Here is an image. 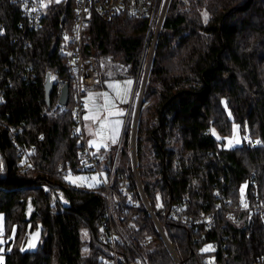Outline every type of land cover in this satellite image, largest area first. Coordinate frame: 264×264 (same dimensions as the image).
I'll use <instances>...</instances> for the list:
<instances>
[{
	"label": "trees",
	"instance_id": "obj_1",
	"mask_svg": "<svg viewBox=\"0 0 264 264\" xmlns=\"http://www.w3.org/2000/svg\"><path fill=\"white\" fill-rule=\"evenodd\" d=\"M73 0L45 6L40 28L24 34L17 26L20 10L0 0V112L19 126L16 137L35 146L23 167L6 130L0 128V212L6 231L16 226L3 264H104L108 247L97 234L106 204L98 191L70 182L59 163L79 158L72 117L73 85L65 106L48 105L43 82L48 71L67 75L61 48L70 29ZM144 18L118 15L104 21L91 16L83 50L139 64L147 31ZM237 125L241 136L258 139L226 147ZM213 130L216 131L217 138ZM129 126L123 133L113 182L122 177L138 201V216L122 198L123 246L127 264H174L160 234L140 201L129 156ZM135 156L142 189L155 209L174 216L159 222L181 264H204L201 251L216 242L217 264H256L264 252V226L258 216L237 212L234 219L217 211L209 228L192 227L178 218L213 208V185L236 200L245 181L255 180L264 194V0H170L156 39L143 103L135 126ZM120 155V156H119ZM120 158V160H119ZM108 176L110 173H107ZM61 188L68 206H51V190ZM34 210L27 217V199ZM188 202H185V199ZM185 202V203H184ZM180 203L179 207L174 204ZM34 227L39 239L32 249L21 244ZM151 234L147 244L135 237ZM9 246V245H8ZM136 251V252H135Z\"/></svg>",
	"mask_w": 264,
	"mask_h": 264
},
{
	"label": "built area",
	"instance_id": "obj_2",
	"mask_svg": "<svg viewBox=\"0 0 264 264\" xmlns=\"http://www.w3.org/2000/svg\"><path fill=\"white\" fill-rule=\"evenodd\" d=\"M16 3L20 10V17L17 26L24 34L26 31L40 28L42 24L43 14L45 10L44 0H12ZM170 0H73L72 19L70 29L66 33L65 42L61 48V54L64 57V66L67 75H61L56 71H48L50 79L53 82L55 91V103L59 104L57 99L61 86L68 82V78L72 81V117L74 120V130L77 134L76 145L79 150V158L76 162H61L57 166V171L63 176H78L81 173L95 171L102 179V194L105 196L106 204L102 208L97 220L96 234L99 240L108 247V254L104 257V264H127L124 259L123 246L129 245V241L122 231L120 221L123 220L122 198L127 199L131 207L132 217L138 216V201L134 198L132 190L129 189V181L122 177L116 187L113 182L114 172L117 165L119 150L113 156L93 148L85 135L83 127V110L84 97L95 86L100 83L102 74L123 75L128 71L127 65L123 62L112 59L109 56H96L94 54H85L83 50L86 26L90 23L91 16H96L101 20L109 21L118 15L127 17L144 18L148 22L147 30L149 31L148 41L146 42L147 51L152 55L156 43V39L164 18L167 6ZM3 93L0 90V103ZM7 114L0 112V128L6 130L15 147L16 152L21 156L22 166L26 167L31 164L29 155L34 152L35 146L32 143L16 137L20 131L19 126H15L6 119ZM135 124L131 125L129 135V156L133 171L134 180L137 186L140 201L144 209L150 215L156 230L160 234L168 252L171 254L174 264H181L159 222V216L163 218H171L174 216L170 212H165L162 205H158L155 209L150 206L139 178L137 168L135 147ZM242 139L249 142L251 146H257L258 139L244 134ZM103 173L106 179L103 178ZM107 173H110L108 176ZM243 188L237 191L236 200L231 196L224 195L217 185L212 187V195L214 197L213 208L196 215H182L178 220L194 228H209L215 219L217 211H224L226 217L234 219L237 212H244L247 216H258L264 226V194H261L256 186L255 180L245 181ZM98 191L96 187L91 188ZM25 209L28 217L34 210V206L30 199L27 200ZM188 202V199H185ZM184 202V203H185ZM51 206H68L69 199L64 191L56 187L51 190ZM176 207L180 203L174 204ZM138 243L147 244L151 239V234H145L143 238L135 237ZM211 253L204 255V264H217L215 256L212 252L217 249L216 242H208ZM136 252V251H135ZM138 264H146L144 259L137 254ZM256 264H264V252L257 258Z\"/></svg>",
	"mask_w": 264,
	"mask_h": 264
},
{
	"label": "crops",
	"instance_id": "obj_3",
	"mask_svg": "<svg viewBox=\"0 0 264 264\" xmlns=\"http://www.w3.org/2000/svg\"><path fill=\"white\" fill-rule=\"evenodd\" d=\"M134 78L130 74H102L89 93L83 110V127L89 144L110 156V148L121 141L132 98Z\"/></svg>",
	"mask_w": 264,
	"mask_h": 264
},
{
	"label": "rangeland",
	"instance_id": "obj_4",
	"mask_svg": "<svg viewBox=\"0 0 264 264\" xmlns=\"http://www.w3.org/2000/svg\"><path fill=\"white\" fill-rule=\"evenodd\" d=\"M60 1H63V0H44V6H46L48 3H51V2H60ZM148 35H149V31L147 30L146 34H145L144 41H143L142 50L140 52V59H139V64H138L137 68L135 70H128L127 71V73L130 74L134 78V86L132 89L133 90L132 91V98H131V100L129 102V106H128L127 119H125V124L123 126L124 127L123 133L127 129L128 126L131 129V125L133 122L136 126V120L138 117L139 109L141 108V105L143 103V94L145 91V83L147 80L148 70H149V66L151 63L152 55H153V53H152V55H149L148 51H147L146 42L148 41ZM107 56H109V55H107ZM100 57H102V56H100ZM109 57H111V55ZM126 65H127V68L129 69V65L127 63H126ZM90 91L87 92V94L84 97V104H85V101H86ZM83 121H84V117H83ZM213 133L217 138H220V137H218L215 130H213ZM122 137H123V134H122ZM241 141H242V136L239 132L237 125L234 124L232 126L231 134L225 138L224 145L226 147H228V146L238 144ZM123 146H124V144L122 143V138H121V141L119 143L112 145V148H110V151L112 153L111 156L116 154L117 150L120 151V148ZM119 160H120V158H119ZM117 165L119 167L123 166L122 163L121 164L117 163ZM66 178L70 182H72L73 184L81 186V187H85V188H93V187L99 188L102 185V179L99 177V175L95 171L94 172L91 171V172H87V173H81L78 176L68 175V176H66ZM103 178L106 179V177L104 176V173H103ZM243 187H244V185L241 186V188H243ZM27 203H26V205H27ZM3 218H4L3 213L0 212V264H3L4 252L10 248V243H11L10 240L12 238H14V234H15V230H16V226L14 225L13 227L10 228V230L6 231ZM38 239H39V229L34 227L33 229H31L28 232L27 237L25 238V240L21 244V248L22 249L34 248L37 244ZM201 251L208 252V251H211V248L209 245H204L202 247ZM208 256L211 257L209 254H208Z\"/></svg>",
	"mask_w": 264,
	"mask_h": 264
},
{
	"label": "water",
	"instance_id": "obj_5",
	"mask_svg": "<svg viewBox=\"0 0 264 264\" xmlns=\"http://www.w3.org/2000/svg\"><path fill=\"white\" fill-rule=\"evenodd\" d=\"M43 88H44V96H45L46 103L49 105L50 104V94L53 89V82L50 79L49 72H46L45 74ZM68 97H69V84L68 82H65L60 88L57 101L60 105L65 106L67 104Z\"/></svg>",
	"mask_w": 264,
	"mask_h": 264
}]
</instances>
